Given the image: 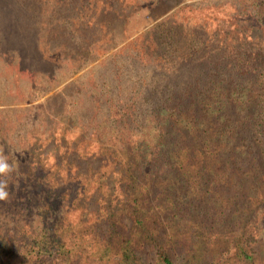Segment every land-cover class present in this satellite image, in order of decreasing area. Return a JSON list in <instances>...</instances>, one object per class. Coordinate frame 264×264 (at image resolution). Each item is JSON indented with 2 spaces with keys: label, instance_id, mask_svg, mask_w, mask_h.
<instances>
[{
  "label": "trees",
  "instance_id": "16d2710c",
  "mask_svg": "<svg viewBox=\"0 0 264 264\" xmlns=\"http://www.w3.org/2000/svg\"><path fill=\"white\" fill-rule=\"evenodd\" d=\"M36 51H15L10 63L19 74L29 71L26 57L47 66ZM236 69L237 82L196 79L148 109L132 97L119 120L109 114L92 127L98 148L86 156L66 127L57 139L55 123L33 140L0 128V154L13 166L0 175L9 193L0 200V257L144 264L138 251L149 248L153 264H264V61L249 57ZM55 95L61 108L77 104L67 86ZM72 120L84 138L83 119Z\"/></svg>",
  "mask_w": 264,
  "mask_h": 264
},
{
  "label": "rangeland",
  "instance_id": "374dc122",
  "mask_svg": "<svg viewBox=\"0 0 264 264\" xmlns=\"http://www.w3.org/2000/svg\"><path fill=\"white\" fill-rule=\"evenodd\" d=\"M263 6L264 0H0V128L33 140L47 137L55 123L57 139L66 127L72 149L86 156L98 148L92 127L109 114L110 123L119 120L114 115L128 110L132 97L148 109L196 79L206 85L239 81L236 65L243 59L264 61ZM154 44L159 48L150 49ZM169 45L181 50L171 55ZM36 47L48 65L38 68L26 57L22 64L29 71L19 74L10 63L19 59L15 51L25 55ZM64 86L77 102L67 110L54 96ZM79 117L84 138L78 123L69 122ZM138 255L144 264L154 263L149 248ZM52 261L40 264H58ZM0 264L10 263L0 257Z\"/></svg>",
  "mask_w": 264,
  "mask_h": 264
},
{
  "label": "clouds",
  "instance_id": "9594fccd",
  "mask_svg": "<svg viewBox=\"0 0 264 264\" xmlns=\"http://www.w3.org/2000/svg\"><path fill=\"white\" fill-rule=\"evenodd\" d=\"M13 171V166L7 162V157L0 154V175L7 176ZM8 187L6 181H0V200H7L9 193L6 190Z\"/></svg>",
  "mask_w": 264,
  "mask_h": 264
}]
</instances>
